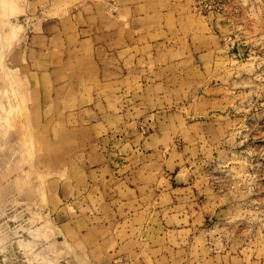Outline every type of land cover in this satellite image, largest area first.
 <instances>
[{
    "label": "rangeland",
    "instance_id": "374dc122",
    "mask_svg": "<svg viewBox=\"0 0 264 264\" xmlns=\"http://www.w3.org/2000/svg\"><path fill=\"white\" fill-rule=\"evenodd\" d=\"M121 1L0 0V264H264V0Z\"/></svg>",
    "mask_w": 264,
    "mask_h": 264
},
{
    "label": "crops",
    "instance_id": "0c3cea01",
    "mask_svg": "<svg viewBox=\"0 0 264 264\" xmlns=\"http://www.w3.org/2000/svg\"><path fill=\"white\" fill-rule=\"evenodd\" d=\"M133 6H130L128 4V2H126L125 4L123 3V1L119 0V2H116V5L114 6V9L116 10L115 13L113 12H107L106 13V9L102 7L101 9V16H108L110 18V21L107 22V28L109 27L108 25H110V27L114 22V26L116 28L115 31H110L109 34H104L105 36H102L101 39L103 40H123V32H121V27L124 23L125 19H129L130 17L133 19L134 18V12H135V16L140 19L141 16L138 15V11L140 10V6H136L134 9L132 8ZM113 34L115 36H113ZM113 36V37H112ZM88 39V38H86ZM113 74H111V79H110V85L114 86L116 89H118L119 84H121L123 75H122V69L117 66L116 70L114 72H112ZM113 75H115V78H113ZM93 251V250H92ZM116 261V260H115Z\"/></svg>",
    "mask_w": 264,
    "mask_h": 264
}]
</instances>
